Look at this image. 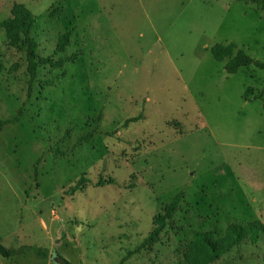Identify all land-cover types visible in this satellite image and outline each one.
Masks as SVG:
<instances>
[{"label":"rangeland","instance_id":"rangeland-1","mask_svg":"<svg viewBox=\"0 0 264 264\" xmlns=\"http://www.w3.org/2000/svg\"><path fill=\"white\" fill-rule=\"evenodd\" d=\"M14 3L35 16L39 56L69 30L55 57L72 59L38 67L28 94L24 48L0 26V121L20 112L0 129V243L29 247L0 264H61L51 251L71 264H177L194 231L264 225V69L227 73L210 52L233 42L264 62L262 0H0V22ZM178 192L173 228L135 252ZM212 264H264V234Z\"/></svg>","mask_w":264,"mask_h":264},{"label":"trees","instance_id":"trees-1","mask_svg":"<svg viewBox=\"0 0 264 264\" xmlns=\"http://www.w3.org/2000/svg\"><path fill=\"white\" fill-rule=\"evenodd\" d=\"M250 2H257L259 0H247ZM264 5V0H262ZM36 22L35 16L23 5L14 3L10 10V16L0 22V26L5 31V37L8 45L12 47L24 48L27 79V93L29 94L34 82L37 80L38 67L48 65L49 68L57 69L62 68L64 64L72 59V57H55V55L64 51L70 41V31L67 30L57 37L53 53L48 56H39L37 54V42L30 35L31 29ZM235 44L229 42L227 44L215 43L211 46L210 52L215 60L221 61L225 57L228 60L224 64V69L227 73H235L239 67L254 65L257 68L264 69V62L255 60L247 55L243 50L237 49L234 52ZM46 85H52L54 82L53 77L45 79ZM251 87H246L244 97H247ZM261 96V93L254 95L255 97ZM20 112L10 118L0 121V129L8 123L14 122L18 119ZM140 115L127 118L123 121L122 125L126 126L129 122L137 120ZM92 137V132L83 134L76 139V143L86 141ZM58 151L57 148H55ZM81 176L79 182L71 187L70 191L74 192L75 188L80 186V181H84ZM181 192L173 195L171 200L161 207V210L152 217V228L143 241L135 248V252L151 249L152 245L159 241V234L163 229H172V217L176 212L181 200ZM260 232L264 234V225L258 221H250L245 224L242 223H229L222 236L214 237V232L208 231H194L192 237L184 244H180L175 248V254L178 257L177 264H212L220 258L221 255L226 253L229 249L237 246L243 240H249L255 243ZM25 248L17 249L6 248L0 243V255L10 257L15 254L22 253ZM38 257L45 258L48 253L47 250L30 248ZM59 263L71 264L67 259L59 256Z\"/></svg>","mask_w":264,"mask_h":264},{"label":"water","instance_id":"water-1","mask_svg":"<svg viewBox=\"0 0 264 264\" xmlns=\"http://www.w3.org/2000/svg\"><path fill=\"white\" fill-rule=\"evenodd\" d=\"M49 260L52 261V262L59 263V257L57 256V254L54 251H51L49 253Z\"/></svg>","mask_w":264,"mask_h":264},{"label":"crops","instance_id":"crops-1","mask_svg":"<svg viewBox=\"0 0 264 264\" xmlns=\"http://www.w3.org/2000/svg\"><path fill=\"white\" fill-rule=\"evenodd\" d=\"M46 259V258H45ZM66 259V258H65ZM47 260V262H50V260H49V255H48V259H46Z\"/></svg>","mask_w":264,"mask_h":264}]
</instances>
